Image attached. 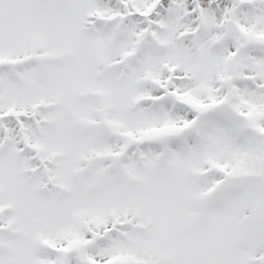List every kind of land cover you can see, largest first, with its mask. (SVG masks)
Segmentation results:
<instances>
[{"label":"snow or ice","instance_id":"snow-or-ice-1","mask_svg":"<svg viewBox=\"0 0 264 264\" xmlns=\"http://www.w3.org/2000/svg\"><path fill=\"white\" fill-rule=\"evenodd\" d=\"M0 264H264V0H0Z\"/></svg>","mask_w":264,"mask_h":264}]
</instances>
